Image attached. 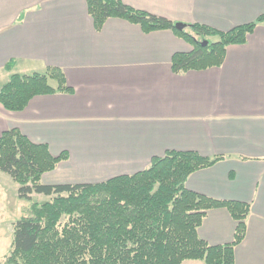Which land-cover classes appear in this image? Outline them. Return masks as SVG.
<instances>
[{
  "label": "crops",
  "instance_id": "1",
  "mask_svg": "<svg viewBox=\"0 0 264 264\" xmlns=\"http://www.w3.org/2000/svg\"><path fill=\"white\" fill-rule=\"evenodd\" d=\"M178 24L226 32L264 13V0H121ZM190 44L171 30L142 31L108 18L93 26L86 0H0V87L12 73L63 71L68 92L32 97L19 111L0 104V135L16 128L66 158L44 184L100 183L145 169L166 151L222 157L192 172L186 189L249 204L234 264H264V24L226 47L219 66L174 73ZM7 66V67H6ZM226 208L197 229L210 245L232 241ZM182 264H204L186 260Z\"/></svg>",
  "mask_w": 264,
  "mask_h": 264
},
{
  "label": "trees",
  "instance_id": "2",
  "mask_svg": "<svg viewBox=\"0 0 264 264\" xmlns=\"http://www.w3.org/2000/svg\"><path fill=\"white\" fill-rule=\"evenodd\" d=\"M86 8L96 30L108 18H121L144 32L167 29L185 40L191 50L172 56L174 73L219 66L228 45L244 43L258 24H264L263 13L226 32L199 23L179 29L176 22L121 0H86ZM68 91L63 71L48 66L43 72L12 73L0 87V104L19 111L34 96ZM65 158L66 153L52 156L45 144L32 143L16 128L0 135V172L18 184V197H48L31 202L27 215L15 222L9 252L0 264H234L249 204L212 199L185 187L192 172L222 157L170 150L153 157L139 172L100 183H42V175ZM217 207L226 208L235 221L233 238L210 245L197 229L206 212Z\"/></svg>",
  "mask_w": 264,
  "mask_h": 264
},
{
  "label": "rangeland",
  "instance_id": "3",
  "mask_svg": "<svg viewBox=\"0 0 264 264\" xmlns=\"http://www.w3.org/2000/svg\"><path fill=\"white\" fill-rule=\"evenodd\" d=\"M209 40L214 41L216 37H210ZM17 189L18 184L0 172V263L9 252L15 222L27 215L31 202L42 203L48 199V197L36 193L31 195V201L20 199Z\"/></svg>",
  "mask_w": 264,
  "mask_h": 264
},
{
  "label": "water",
  "instance_id": "4",
  "mask_svg": "<svg viewBox=\"0 0 264 264\" xmlns=\"http://www.w3.org/2000/svg\"><path fill=\"white\" fill-rule=\"evenodd\" d=\"M176 26H177V28H179V29H181V28H183L185 25H183V24H176Z\"/></svg>",
  "mask_w": 264,
  "mask_h": 264
}]
</instances>
